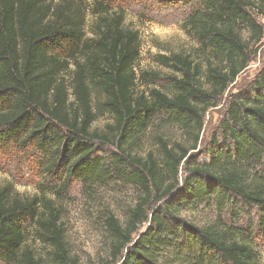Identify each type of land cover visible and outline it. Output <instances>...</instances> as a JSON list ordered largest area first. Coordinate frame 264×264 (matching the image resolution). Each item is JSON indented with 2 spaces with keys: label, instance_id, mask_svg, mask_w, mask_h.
<instances>
[{
  "label": "trees",
  "instance_id": "16d2710c",
  "mask_svg": "<svg viewBox=\"0 0 264 264\" xmlns=\"http://www.w3.org/2000/svg\"><path fill=\"white\" fill-rule=\"evenodd\" d=\"M198 1L184 29L210 52L204 74L209 88L201 83L200 64L173 55L164 63L181 78H171L168 94L145 90V76L136 72L140 34L126 26L123 10L113 11L103 0H92L90 8L85 0H0V152L31 148L49 171L65 168L61 192L70 179L89 189L117 176L138 186L143 195L126 223L105 220L114 264H261L264 71L250 92L233 97L205 162L184 166L181 186L186 151L178 155L159 140L160 157L135 154L161 116L196 133L197 144L208 101L220 98L248 67L250 43L264 35L255 17L257 11L264 18V0ZM244 30L252 32L249 42ZM105 116L111 123L93 129ZM96 142L116 148L113 161L98 156ZM153 195L163 207L148 211ZM55 196L40 191L24 198L11 184L0 187L4 264H80L69 248L60 192ZM201 204L214 208V221L179 217ZM31 239L46 247L45 255L29 247Z\"/></svg>",
  "mask_w": 264,
  "mask_h": 264
},
{
  "label": "rangeland",
  "instance_id": "374dc122",
  "mask_svg": "<svg viewBox=\"0 0 264 264\" xmlns=\"http://www.w3.org/2000/svg\"><path fill=\"white\" fill-rule=\"evenodd\" d=\"M90 8L92 0H85ZM111 5L113 11L123 10L125 24L140 34V57L136 65L139 76H145V90L158 89L171 94V78H181V74L172 66L164 63L163 57L173 55L189 56L195 64H200L202 82L206 85L205 67L210 52L204 48L196 37L184 29L186 18L199 10L198 0H103ZM85 33L90 36L93 18L87 10ZM255 17L264 29V18L255 11ZM244 41L249 42L252 32H242ZM252 47V61L240 73L227 91L215 101L210 100L209 108L203 117V129L198 143L195 134H190L185 128L170 123L165 116L153 120L146 135L140 140L135 154L146 158L151 152L161 156V144L166 143L169 149L182 155L186 151L185 160L179 170V186L185 177L184 166L205 162L207 150L213 145V137L220 132V125L227 115L234 96L253 89L257 77L264 71V35ZM140 81L138 86L140 87ZM214 102V105H213ZM211 104V105H210ZM207 106L204 105L203 108ZM111 123L109 116L99 118L93 129L103 131ZM99 157L113 161L117 150L112 145L95 143ZM46 161L31 148L0 152V187L7 184L14 186L16 192L24 198L34 197L44 191L51 198H56L60 192L62 218L67 232V240L73 258L80 264H114L111 259V234L105 220L113 216L122 225L140 202L142 190L124 180L111 177L106 183L92 186L91 189L76 179H70L65 191L61 192L67 171L60 167L49 171ZM165 173V171H164ZM148 211L162 209L163 201L156 202L153 195ZM217 213L214 208L201 204L179 212V217L187 222L204 224L215 220ZM244 222H248L246 219ZM145 225L141 231L145 230ZM30 238V236H29ZM37 254L45 255L46 247L34 239L27 242ZM256 244L259 247L261 264H264V236L259 237ZM36 254V255H37ZM38 256V255H37ZM0 264H4L0 259Z\"/></svg>",
  "mask_w": 264,
  "mask_h": 264
}]
</instances>
